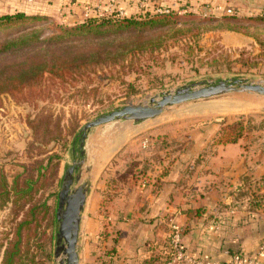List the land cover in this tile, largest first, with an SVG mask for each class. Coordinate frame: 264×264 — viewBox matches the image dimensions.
Instances as JSON below:
<instances>
[{
  "label": "rangeland",
  "instance_id": "374dc122",
  "mask_svg": "<svg viewBox=\"0 0 264 264\" xmlns=\"http://www.w3.org/2000/svg\"><path fill=\"white\" fill-rule=\"evenodd\" d=\"M90 6V21L85 17L77 22L63 21L56 12H20L40 19L0 26V48L31 34L25 45L0 54V71L5 76L15 70V64H28L37 57L33 54L47 48L57 49L53 52L57 56L58 48L71 47L68 54L78 58L79 65L87 63L76 54H87L98 44L105 43L101 50L109 48L113 54L98 69L90 62L87 71H96V76L87 73L62 84L53 79L55 87L51 88L50 77L44 74L40 93L35 90L33 97L31 90L0 93V168L10 182L25 168L34 172L40 166L45 168L32 195L20 201L23 208L17 211L9 203L0 211V264L17 224L32 206H38L40 213L23 231L21 264L65 262L63 255H55L56 210L64 176L74 162L84 160L86 164L75 169L73 178L80 173L84 179L90 164V185L106 187L114 180L118 188L122 184L136 187L141 179L132 170L145 168L143 158H148L141 152L155 157L179 150L180 139L197 130L206 134L205 126L217 125L215 138L222 124L244 122L253 129L247 137L253 135L264 142V97L246 94L185 102L140 123L115 120L89 130L83 137L88 122L125 106H150L152 98L160 99L186 86L205 87L219 81L264 86V17L258 13L234 10V15H227L226 10H214L202 3L194 6L188 0H134L130 12L120 7L119 0H95ZM95 12L102 16L94 18ZM127 19L132 23H123ZM89 22V28L78 29ZM10 84L18 85V81ZM40 114L42 118L52 116L48 126L52 132L47 136L35 134L29 124L39 121ZM58 119L61 135L54 131ZM39 143L44 147H38ZM99 158L101 163L94 168ZM129 170L133 176L125 177ZM261 202L264 204V195L253 191L249 203Z\"/></svg>",
  "mask_w": 264,
  "mask_h": 264
},
{
  "label": "crops",
  "instance_id": "0c3cea01",
  "mask_svg": "<svg viewBox=\"0 0 264 264\" xmlns=\"http://www.w3.org/2000/svg\"><path fill=\"white\" fill-rule=\"evenodd\" d=\"M94 1L0 0V15L56 12L63 21L77 22ZM119 1L121 8L131 11L134 0ZM188 1L239 14H257L263 3ZM205 127L206 134L197 130L180 139L176 153L150 157L141 152L148 157L143 158L149 166L146 174L140 175L136 187L122 184L109 192L105 208L100 191L107 188L90 185L79 224V264H145L150 246L161 249L172 224L182 229L185 254L198 262L227 264L238 254L264 264V204L249 203L253 191L264 195V142L244 136L235 143L216 144L217 125ZM100 163L99 158L94 168Z\"/></svg>",
  "mask_w": 264,
  "mask_h": 264
},
{
  "label": "trees",
  "instance_id": "16d2710c",
  "mask_svg": "<svg viewBox=\"0 0 264 264\" xmlns=\"http://www.w3.org/2000/svg\"><path fill=\"white\" fill-rule=\"evenodd\" d=\"M156 16V15H155ZM40 19L39 17H28L23 13L17 12L14 14H7L0 16V26L2 25H12L24 21H35ZM92 20V19H91ZM90 21V19H89ZM93 21V20H92ZM123 21V20H122ZM126 24H130L128 19L123 22ZM90 24L92 25V22L83 24L78 27L79 30H85L90 27ZM137 24V23H135ZM31 39V34H26L24 36H21L15 40H11L7 42L3 47L0 48V54L3 53H10L14 52V48L19 45H25L29 40ZM105 44V43H104ZM104 44H98L92 51L88 52L87 54L82 51L80 53H77L76 56L82 57V60H84L87 64L85 65H79L77 64V60L73 59L69 54L68 51L71 50V47H60L58 48V54L57 56L54 55V51L57 49H51L47 48L46 50H42L40 53H35L32 56H37L34 59L31 58L28 64H15L13 67L15 70L13 72H9L8 76H5V72L3 70L0 71V93L3 91H15L16 93H21L22 90L29 91L30 97L35 96L34 91L36 90L38 93H40V90L42 88L43 83V76L44 74L49 75L51 80V83L49 87L54 88V81L53 79L59 80V82L66 83L68 81H72L77 79H81L83 77H86L90 66V62L93 61V69H95L97 66H99L101 63L107 62V59H109L113 54L109 50V48H104L101 50V46ZM119 52V49H117L116 54ZM28 58V59H29ZM112 63V62H111ZM100 67H97L98 69ZM94 71V70H92ZM94 73V74H91ZM88 75H97L95 72H89ZM15 80L18 81V85L12 86V82H15ZM13 87L12 89H8ZM52 98H49V101H51ZM39 121L35 120L34 122H30V126L33 128L35 134L38 133H44L45 136L50 134L49 129V119H52V116L49 115L48 117H43L42 114L37 115ZM56 128L54 131L61 135V127L59 119L55 123ZM253 129H248L246 124L244 122H234L232 124H222L221 128L217 132L214 142L216 144H230L235 143L238 141V139L243 138L252 134L250 133ZM42 134V136L44 135ZM250 142H256L258 141L256 137L253 135L249 136L247 139ZM38 147H44L42 144L39 143ZM264 148V143L262 145ZM53 156H49L48 159H52ZM146 161L143 162V165L145 168L142 170H137V168L132 172L135 175H144L146 174V171L149 169V166ZM139 167V163L137 164ZM42 166H40L37 170L32 171L27 168L24 169L23 173L17 174L12 177L11 182L9 181V177L7 174L0 168V211L5 208L9 203L13 205V207L19 211L24 206H19L20 201H25L27 198H29L33 191L34 187L37 185V182L39 178L42 176L41 172L44 170ZM131 170L127 171L125 174L126 176L131 175ZM133 174L131 176H133ZM141 177V176H140ZM138 176V178H140ZM154 191H157L159 188V185L157 183H154ZM107 188V189H106ZM107 191H103L101 193V202L102 206L105 208L107 206L108 202L111 200V191H115L118 189V186L116 185V181L107 183L106 186ZM110 190V191H108ZM253 206H258L259 203H252ZM103 208V212L104 209ZM36 213H40V210L38 209V206H32L29 211L26 214V218H24L21 222L17 224L14 239L9 243L8 247L6 248L3 259L1 261V264H21L22 255L24 253V245H23V231L26 228V226L30 225L31 221L34 220ZM30 221V222H28ZM170 232V229H169ZM150 256L144 260L145 264H167L170 261L171 257V248L169 244V235L168 239L163 245L161 249L156 248V246H150L148 249ZM157 250V251H156Z\"/></svg>",
  "mask_w": 264,
  "mask_h": 264
},
{
  "label": "water",
  "instance_id": "95a60500",
  "mask_svg": "<svg viewBox=\"0 0 264 264\" xmlns=\"http://www.w3.org/2000/svg\"><path fill=\"white\" fill-rule=\"evenodd\" d=\"M225 94H246L264 97V86L259 84L238 83V81H219L217 84L205 87L195 85L186 86L175 91L174 94L167 93L160 99L152 98L150 106H125L120 110L103 115L94 121L88 122L83 127L82 136L85 137L89 130L111 123L115 120L133 121L135 123L155 119L160 116L167 107L176 106L189 101L207 100ZM82 147V142L80 144ZM82 164L74 162L68 168L58 194V205L56 220L58 231L56 234L55 255H63L65 262L61 264H79L77 254V242L81 213L90 188V164L86 165V177L81 179L80 173L73 178L75 169ZM77 183L75 186H73Z\"/></svg>",
  "mask_w": 264,
  "mask_h": 264
},
{
  "label": "built area",
  "instance_id": "2783aa9c",
  "mask_svg": "<svg viewBox=\"0 0 264 264\" xmlns=\"http://www.w3.org/2000/svg\"><path fill=\"white\" fill-rule=\"evenodd\" d=\"M111 2H114V0H110ZM112 6V5H109ZM159 12H161L159 10ZM166 12H168L166 10ZM227 15H234L235 11L233 9H227L226 11ZM122 12L120 13V15ZM258 15L261 17H264V0L262 3L261 10L259 11ZM102 14L100 12H95L94 18L101 17ZM84 17L86 19H89L91 16V10L88 8V10L85 11ZM230 213H233L232 210H230ZM169 244L171 248V257L170 261L167 264H211L210 262L201 263L195 260L193 257H190L185 254L183 245H182V229L176 225L172 224L170 226V234H169ZM227 264H255L253 260L246 259L245 257L241 255H233L230 260L227 262Z\"/></svg>",
  "mask_w": 264,
  "mask_h": 264
},
{
  "label": "bare ground",
  "instance_id": "6f19581e",
  "mask_svg": "<svg viewBox=\"0 0 264 264\" xmlns=\"http://www.w3.org/2000/svg\"><path fill=\"white\" fill-rule=\"evenodd\" d=\"M263 101H264V100H263ZM260 104H262L261 101H260ZM209 108H211V107H209ZM207 110H208V109H207ZM217 110H218V109H217ZM216 112H217V111H216ZM218 112H222V111H219V110H218ZM197 113H198V112H197Z\"/></svg>",
  "mask_w": 264,
  "mask_h": 264
}]
</instances>
